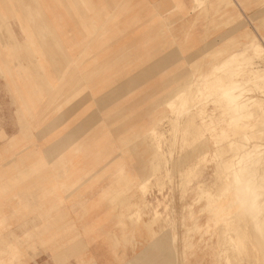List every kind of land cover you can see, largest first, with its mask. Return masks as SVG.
Instances as JSON below:
<instances>
[{
    "label": "rangeland",
    "instance_id": "obj_1",
    "mask_svg": "<svg viewBox=\"0 0 264 264\" xmlns=\"http://www.w3.org/2000/svg\"><path fill=\"white\" fill-rule=\"evenodd\" d=\"M263 21L264 0H0V264H194L214 252L220 227L203 233V200L180 195V158L197 143L184 149L173 139L164 100L185 79L195 81L194 67L205 70L221 41L230 39L236 52L252 35L264 49ZM254 61L264 66V53ZM158 119L167 161L149 177L154 149L142 138ZM216 149H207L201 177L213 192ZM117 194L137 204L145 222L151 210L172 205L176 240L119 216L127 202ZM189 205L198 233L186 231ZM252 232L250 263L233 262L235 255L232 264H255L253 255L264 254ZM183 235L203 240L183 252ZM208 257L203 264L215 260Z\"/></svg>",
    "mask_w": 264,
    "mask_h": 264
},
{
    "label": "bare ground",
    "instance_id": "obj_2",
    "mask_svg": "<svg viewBox=\"0 0 264 264\" xmlns=\"http://www.w3.org/2000/svg\"><path fill=\"white\" fill-rule=\"evenodd\" d=\"M39 35L44 36V31H40ZM229 40L225 39L221 41L220 46L213 47L215 49L214 56L205 62V70H202L200 66L194 67L196 75L194 82H188V79H185L183 89L180 91L173 89L164 100L173 115V117L167 118L171 131L168 130L173 134V139L179 140L181 148L184 149L197 143L196 147L194 146L197 150L195 153L189 149L180 158L183 162V168L179 170L178 174L179 183L183 185L180 195L182 197L185 193L192 191L191 193L194 197L196 196V199L203 200L204 204L198 209L199 212L207 214L203 233L212 236L214 232L211 229L215 230L216 226L221 229V235L217 238L213 248L214 252L196 255L195 258H199V260L197 259L194 264H203L202 260L208 256L215 258L213 262L209 261V264H232L235 255H237V260L233 262L246 259L250 263V259H248L251 256L248 250V244H250L248 230H253L251 237L256 239L257 246L264 248V233H261L263 225L260 226L264 212V199L261 200L264 197V147L262 146L264 141V99L255 97L256 95L254 96L253 93L248 95L251 90L264 95V66L260 67L254 61L264 53V49L258 43V39L256 40L252 35H247V41H244L241 51H230ZM208 51L209 49L205 48V54ZM210 85H214V88H209ZM207 103H211L210 108H206ZM159 121L158 119L142 138L150 149H154V153L146 164L149 177L153 175L152 171L156 170V167L161 164L164 166L167 161L166 156L164 157L165 151H162L159 142L162 137L157 129ZM204 133H208V138L197 141ZM231 137L235 139L231 140L232 142L230 141ZM172 144L168 143L167 150ZM213 144L217 148L214 155L218 158L214 182V184H218L214 192L211 190V185L206 187L201 180L204 163L210 157V150L207 149ZM164 173L167 176L169 170L166 168ZM149 177L140 184L143 191H145ZM160 177L164 178L163 175H155V180ZM168 180H171L170 176ZM117 198L123 199L122 202H127V213L120 211L119 216H133L134 224L141 221L139 206L136 208L137 204L131 203V199L129 200L125 195L117 194ZM164 198L165 196L162 194L161 199ZM162 201H158L159 204ZM142 203L143 207L148 209V202ZM171 211L174 213L173 217L169 216ZM195 214L193 207L189 205L186 217L193 221V227L192 229L187 228V234L192 231L199 232ZM258 214L261 216H259L260 219H258ZM150 215L148 221H141L147 232L154 233L152 225H156L161 229L168 230L166 231L167 237L170 242H174L176 240L175 232L172 230L176 219L173 206L164 204L162 211L153 209L150 211ZM184 221V215H181V223L183 224ZM202 240L203 238H200L194 242L190 236L183 235L181 239L183 252L196 249V245ZM251 248L254 249V245H251ZM229 253L234 254L230 255L231 258L233 257L231 260ZM259 253L261 254V252ZM180 257L185 258L186 254L183 253ZM253 257L257 258L255 264H264V254L261 257L258 255H253ZM172 259H174L173 255ZM176 259L175 263L167 264H179Z\"/></svg>",
    "mask_w": 264,
    "mask_h": 264
}]
</instances>
